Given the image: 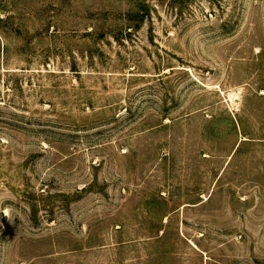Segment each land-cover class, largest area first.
I'll return each instance as SVG.
<instances>
[{"label":"rangeland","instance_id":"374dc122","mask_svg":"<svg viewBox=\"0 0 264 264\" xmlns=\"http://www.w3.org/2000/svg\"><path fill=\"white\" fill-rule=\"evenodd\" d=\"M0 264H264V0H0Z\"/></svg>","mask_w":264,"mask_h":264}]
</instances>
